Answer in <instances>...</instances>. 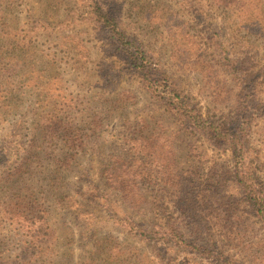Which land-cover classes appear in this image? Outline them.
Segmentation results:
<instances>
[{
  "label": "rangeland",
  "instance_id": "obj_1",
  "mask_svg": "<svg viewBox=\"0 0 264 264\" xmlns=\"http://www.w3.org/2000/svg\"><path fill=\"white\" fill-rule=\"evenodd\" d=\"M258 199L264 0H0V264H264Z\"/></svg>",
  "mask_w": 264,
  "mask_h": 264
},
{
  "label": "trees",
  "instance_id": "obj_2",
  "mask_svg": "<svg viewBox=\"0 0 264 264\" xmlns=\"http://www.w3.org/2000/svg\"><path fill=\"white\" fill-rule=\"evenodd\" d=\"M99 20L101 21V24H103L105 27H110L113 26L116 30L117 27L114 24V22L112 21V19L108 18L107 15H101L99 16ZM118 32V30H117ZM119 35L123 36L122 33L119 31L118 32ZM139 55H141L139 53ZM177 107H175L174 109L176 110V113L182 118L183 121L187 122L189 124V121L191 119L192 116L189 115L190 112H188V107L186 106V104L181 101V102H177ZM192 113V112H191ZM197 118H195L194 120H196ZM199 121L196 122V125L199 126V129L206 131V134L211 136V138H220V137H224L225 135V131L223 129L222 126H218L215 123H211V122H204L201 116H198ZM259 207H262V209L264 210V199H258ZM255 205L256 202H255Z\"/></svg>",
  "mask_w": 264,
  "mask_h": 264
}]
</instances>
